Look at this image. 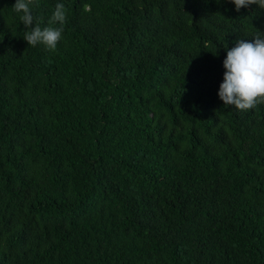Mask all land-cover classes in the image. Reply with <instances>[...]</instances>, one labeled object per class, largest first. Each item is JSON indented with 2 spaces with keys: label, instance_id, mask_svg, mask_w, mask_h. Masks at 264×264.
I'll use <instances>...</instances> for the list:
<instances>
[{
  "label": "trees",
  "instance_id": "obj_1",
  "mask_svg": "<svg viewBox=\"0 0 264 264\" xmlns=\"http://www.w3.org/2000/svg\"><path fill=\"white\" fill-rule=\"evenodd\" d=\"M0 0V264H264V104L218 93L264 9ZM87 5V8H85ZM35 27V25H33Z\"/></svg>",
  "mask_w": 264,
  "mask_h": 264
},
{
  "label": "clouds",
  "instance_id": "obj_2",
  "mask_svg": "<svg viewBox=\"0 0 264 264\" xmlns=\"http://www.w3.org/2000/svg\"><path fill=\"white\" fill-rule=\"evenodd\" d=\"M230 2L235 4L237 12L252 4L264 9V0H230ZM31 5L32 0H16L13 7L16 13H22L20 20L30 29L23 39L30 46L43 44L48 49L55 50L62 39L67 19L68 10L65 4L55 5L48 26L44 28H41L39 23H34L35 17ZM224 68L226 69L224 82L220 86L218 96L225 106H235L236 109L243 111L264 104V33L256 31L252 41L237 40L236 46L227 51Z\"/></svg>",
  "mask_w": 264,
  "mask_h": 264
}]
</instances>
